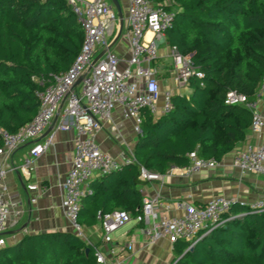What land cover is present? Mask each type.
Here are the masks:
<instances>
[{
	"label": "trees",
	"instance_id": "trees-1",
	"mask_svg": "<svg viewBox=\"0 0 264 264\" xmlns=\"http://www.w3.org/2000/svg\"><path fill=\"white\" fill-rule=\"evenodd\" d=\"M151 1L174 10L166 41L189 57L201 77L189 79L188 98L171 97L169 113L156 118L140 113L135 163L127 165L117 198L133 217L142 207L135 188L139 168L163 175L172 166H189L190 153L221 160L251 126V111L225 105V94L234 91L255 102L264 81V0ZM82 41L66 0H0V130L14 134L33 120L43 89L39 82L68 70ZM113 196L98 190L83 197L78 224L93 225L116 211ZM224 218L222 226L174 259L176 264H264V213L232 207ZM0 264H94V257L91 246L74 233L55 232L1 248Z\"/></svg>",
	"mask_w": 264,
	"mask_h": 264
},
{
	"label": "built area",
	"instance_id": "built-area-1",
	"mask_svg": "<svg viewBox=\"0 0 264 264\" xmlns=\"http://www.w3.org/2000/svg\"><path fill=\"white\" fill-rule=\"evenodd\" d=\"M66 2L83 32L80 51L68 70L39 82L43 87L38 93L39 108L30 123L14 134L0 130V155L9 157L18 148L38 138L56 116L59 118L56 130L75 132L74 155L63 183L61 207L74 234L86 243L82 227L77 222V214L82 198L93 193L87 184L95 175L112 174L121 166V161L104 154L96 145L100 121H108L114 108L122 107L124 117L133 121L134 132L140 134L141 111L158 117L172 109L170 99L173 94L170 91L161 92L156 78L157 70L151 68V63L157 59L155 40L164 37L172 27L175 12L151 0H128L126 21L129 58L121 70L118 68L119 59L108 49L106 36L117 16L106 1ZM148 33L151 37L147 40ZM96 47L103 49L104 55L93 60ZM170 56L178 87L187 86L192 77H201L189 57L178 54L174 47L171 48ZM263 87L264 81L261 90ZM224 104L243 105L249 109L251 130L255 134L261 132L264 121L256 111L254 102L247 101L242 94L229 91L225 94ZM53 137L54 134H50L42 143H33L29 150L30 157L42 155L52 144ZM188 158L190 169L193 170L214 169L218 165L215 159H201L195 153H190ZM231 162L242 173L264 175V146H247L234 152ZM29 165L30 159H26L21 167L23 173L27 172ZM138 177L141 182H157L162 178L160 174L143 167L139 168ZM36 188L31 185L28 190L34 191ZM234 203L232 198L225 197L212 198L199 206L178 203L176 207L182 211L181 216L159 219L157 199H145L135 217L125 211L99 216L101 240L110 245L112 234L135 220L143 225L142 231L151 242L166 238L170 244L183 241L193 245L225 223L224 216ZM244 207L248 213L263 214L264 198ZM6 215L7 204L0 194V247L4 245L2 235L6 230ZM93 257L94 264H108L104 253L97 248H93Z\"/></svg>",
	"mask_w": 264,
	"mask_h": 264
},
{
	"label": "crops",
	"instance_id": "crops-1",
	"mask_svg": "<svg viewBox=\"0 0 264 264\" xmlns=\"http://www.w3.org/2000/svg\"><path fill=\"white\" fill-rule=\"evenodd\" d=\"M112 12L117 16L107 33L108 49L119 59V69H123L129 58V40L127 26L128 0H105ZM151 34L146 35L150 39ZM157 59L151 63L156 69V78L161 92L170 91L173 95L186 96L191 94L188 86L178 87L175 82L173 65L168 66L171 47L165 36L155 40ZM104 55V50L96 47L93 60ZM188 92L183 94V89ZM162 100L160 99L159 105ZM255 103L258 114L264 121V87L259 92ZM156 118V117H155ZM252 120V117H251ZM59 118L56 116L51 125L35 140L15 150L9 157L0 155V194L7 204L6 230L2 235L4 245L13 246L25 236L68 232L74 233L61 207L63 199V183L71 168L74 155L76 134L73 130L58 131ZM101 129L96 134V145L101 152L111 158L121 161L120 171L108 177L95 175L87 184L92 192L102 190V196L114 195L111 207L117 206L116 211H124L119 204L118 186L123 183L128 173L127 165L133 163V153L138 135L134 132L133 121L124 117L123 108L116 107L108 121H100ZM50 134H54L52 144L45 152L32 158L29 150L33 143H42ZM264 146V127L255 134L251 126L245 133L242 142L226 154L214 169L193 170L186 167H170L160 181L141 182L136 178V191L143 201L157 199L158 218L181 216L177 209L178 203L195 206L203 205L216 197L232 198L234 210L247 206L249 203L264 198V175L242 173L232 165V154L247 146ZM26 159L30 165L26 173L21 167ZM129 162V163H127ZM35 185L34 191L28 187ZM132 201H128L131 205ZM141 204V205H142ZM114 212V211H113ZM131 217L130 210L125 211ZM241 213L237 215L240 217ZM82 233L86 245L97 248L104 253L108 264H172L174 259H180L193 245L178 241L170 244L166 238L151 242L143 233V225L131 220L122 230L112 236L110 245L102 242V230L99 220L93 225H83ZM205 238L202 237L201 239ZM200 239V240H201ZM83 241V240H82ZM182 255L176 254L183 249Z\"/></svg>",
	"mask_w": 264,
	"mask_h": 264
},
{
	"label": "rangeland",
	"instance_id": "rangeland-1",
	"mask_svg": "<svg viewBox=\"0 0 264 264\" xmlns=\"http://www.w3.org/2000/svg\"><path fill=\"white\" fill-rule=\"evenodd\" d=\"M107 5H109V4L107 3ZM167 65H168V66L172 65V58H171V56H169V58H168ZM187 92H188V89H187V88H184L182 93H183V94H186ZM123 228H124V227H123ZM123 228H120L119 230H117L116 232H114V233L112 234V236H116V234H117L118 232H120V230H122Z\"/></svg>",
	"mask_w": 264,
	"mask_h": 264
},
{
	"label": "water",
	"instance_id": "water-1",
	"mask_svg": "<svg viewBox=\"0 0 264 264\" xmlns=\"http://www.w3.org/2000/svg\"><path fill=\"white\" fill-rule=\"evenodd\" d=\"M193 246H191L187 251H191ZM86 253H88V249L85 250Z\"/></svg>",
	"mask_w": 264,
	"mask_h": 264
}]
</instances>
